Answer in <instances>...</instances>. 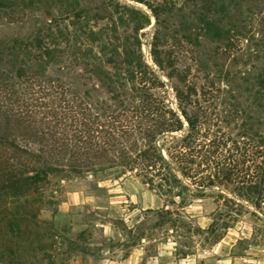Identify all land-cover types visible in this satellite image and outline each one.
Wrapping results in <instances>:
<instances>
[{"label":"rangeland","instance_id":"374dc122","mask_svg":"<svg viewBox=\"0 0 264 264\" xmlns=\"http://www.w3.org/2000/svg\"><path fill=\"white\" fill-rule=\"evenodd\" d=\"M9 1L23 21L13 20ZM0 2V77L45 74L112 109L153 93L180 113L178 136L188 128L175 91L185 77L198 103L181 106L198 114L203 134L218 132L232 149L236 140L264 139V0ZM104 45L135 52V62L153 70L152 82L122 85L130 68L124 53H102ZM46 47L57 49L48 64L38 58L48 60ZM13 128L0 113L9 141L21 136ZM133 169L56 172L44 198L41 191L32 198L0 192V264H264L257 195L236 183L200 186L182 174L172 192L155 190L141 166Z\"/></svg>","mask_w":264,"mask_h":264},{"label":"trees","instance_id":"16d2710c","mask_svg":"<svg viewBox=\"0 0 264 264\" xmlns=\"http://www.w3.org/2000/svg\"><path fill=\"white\" fill-rule=\"evenodd\" d=\"M6 6L11 8L13 20L23 21L16 17L19 4L9 1ZM30 17L24 16L25 21ZM36 32L39 47L44 39L39 36L41 28ZM56 50L46 47L41 51L48 60L41 54L38 58L48 64ZM101 52L121 57L124 53L122 62L130 68L120 76L122 85L125 80L139 79L144 87L152 82L148 77L153 70L135 62V52L129 49L120 52L119 47L108 45ZM140 57L143 58L141 50ZM19 79L13 82L0 77V113L25 142L22 145L19 139L9 141L0 132V192L26 191L28 198H32L41 191L44 198L43 187L53 173H81L115 166L134 170L139 165L145 182L155 190L172 192L173 187L182 184V174L200 186L240 184L246 194L257 195L255 206L261 208L264 203V139L236 140L233 149L218 132L210 131L208 135L213 137L202 139L208 135L202 132L198 114L181 106L183 103L194 107L198 103L194 99L196 90L186 84L185 77L180 79L185 87H175L180 112L188 121L187 133L181 136L176 135L182 134L185 127L180 113L156 94H138L139 98L130 104L121 100L112 109L89 102L88 94L82 95L73 85L45 74L23 71ZM138 90L143 91L140 87ZM161 138L170 144L161 143ZM33 144L36 145L31 147ZM155 179L159 182L155 183ZM248 200L252 202L251 198Z\"/></svg>","mask_w":264,"mask_h":264},{"label":"crops","instance_id":"0c3cea01","mask_svg":"<svg viewBox=\"0 0 264 264\" xmlns=\"http://www.w3.org/2000/svg\"><path fill=\"white\" fill-rule=\"evenodd\" d=\"M128 259V258H127ZM146 264H149V263H146ZM150 264H152V263H150ZM153 264H156V263H153Z\"/></svg>","mask_w":264,"mask_h":264}]
</instances>
